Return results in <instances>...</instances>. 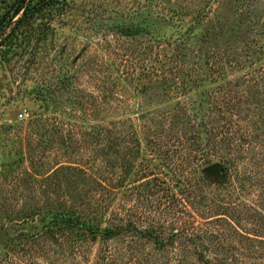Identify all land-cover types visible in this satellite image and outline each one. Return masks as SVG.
Segmentation results:
<instances>
[{
    "label": "rangeland",
    "instance_id": "obj_1",
    "mask_svg": "<svg viewBox=\"0 0 264 264\" xmlns=\"http://www.w3.org/2000/svg\"><path fill=\"white\" fill-rule=\"evenodd\" d=\"M16 1L0 0V19L14 11ZM55 3L52 11L16 29L14 43L0 52V264L6 254L8 264H70L69 248L40 246V238L30 235L41 232L55 212L72 209L92 211L103 227L137 228L104 246L91 243L84 253L88 264L107 245L151 264L153 256L164 253L153 250V241L139 232L161 228L157 232L167 237L180 230L185 206L193 208L186 201L188 186L198 197L213 188L191 178L211 164L185 150L194 130H182L180 113L214 110L232 85L263 71L261 54L242 69L225 65V74L210 62L219 50L241 49L238 38L244 35L252 41L251 51L264 48V0ZM23 109L30 113L27 121L18 119ZM194 128L207 144L208 127ZM115 134L119 139L108 147L106 136ZM171 159L189 166L174 173ZM259 194L253 199L260 200ZM198 202L203 209L205 202ZM224 223L211 226L221 230L224 247L217 254L236 257L241 247L232 252L227 241L245 243L244 231L257 233L249 219L238 233ZM174 255L183 256L179 250Z\"/></svg>",
    "mask_w": 264,
    "mask_h": 264
},
{
    "label": "trees",
    "instance_id": "obj_2",
    "mask_svg": "<svg viewBox=\"0 0 264 264\" xmlns=\"http://www.w3.org/2000/svg\"><path fill=\"white\" fill-rule=\"evenodd\" d=\"M56 1L17 0L13 5L14 11L5 13L0 19V52L6 45L11 46L14 43L16 29L29 25L30 20L37 14L45 10L52 11ZM19 14H21L20 17H18ZM250 24L255 23L250 22ZM237 28V32L241 30L239 26ZM247 37L244 35L238 38L239 44H243L241 49L227 52L219 50L212 53L213 62L210 64L216 66L223 74L227 71L225 65L238 69L248 67L253 63L255 55H264V48L259 52L251 51L248 44L252 41ZM204 56L210 58L208 53ZM224 60L226 62H223ZM247 76L248 78H241L237 85H232L231 90H227L225 95L218 100V104L214 105V110L204 111L202 108L200 115H193L186 110L180 113L182 130L186 128L194 130L191 132L193 135L188 136L189 146L185 150L193 153V158L196 160L204 159L206 164L219 161L224 165V177L221 180L215 181L202 171L191 178L198 183V177L199 181L210 182L211 187L222 188V190L217 192L216 188H211L205 195L198 197L194 192L196 189L192 185L188 186L186 190L188 200L186 201L193 208L188 206L189 204L185 206L186 220L182 223L183 227L180 230L172 229L167 237L157 232L161 228H150L139 232L141 236H147L153 241V250L157 253H164L163 256H153L150 259L151 264H264V236L260 235V232L264 231V69L261 73L246 74ZM206 113H211L209 123L204 121ZM174 115L178 117L179 112H175ZM196 119L200 120V123H197ZM195 126L200 129L208 127L209 131L206 132L210 138L207 144H203V139L201 141V137L197 136ZM214 127L218 130L213 131ZM118 139L116 134L106 136L107 146H113ZM171 162L174 173L177 169L189 166L186 160L171 159ZM254 192L260 193V200L253 199ZM243 194L249 197L247 201H243ZM199 198L205 202L203 209H201L202 204L198 202ZM194 209L200 213L205 211L206 216L209 217H202ZM90 212L78 209L57 211L51 215L41 232L30 235V237L34 236L38 240L40 238V246H58L62 251L69 248L72 252L70 264H88L84 253L91 243L95 245L99 240L104 246L126 232H137V228L131 224L111 222L112 224L103 227L93 219L94 216L90 215ZM199 219H205L206 222L199 223ZM248 219L250 224H246L258 235L244 231L247 243L238 241L233 244L231 240L227 241L229 245L227 249L232 252L238 250L237 245L241 247V252H237L239 255L232 256V258L220 254L218 256L219 249H223L220 247H224L220 242L221 230L217 231L218 228L211 226L216 225L215 222L223 221L229 230L238 233L241 222H246ZM223 234L226 236L225 233ZM63 239H66L67 244L63 242ZM178 241L180 247H177ZM14 247L20 248L21 245ZM178 250L183 256L174 255V252ZM212 252V256L207 255ZM8 257L9 255L6 254L4 258ZM1 259L3 264L11 263L9 260ZM260 260H262L261 263ZM10 261H13V264H23L19 261ZM145 261L147 262L145 259L134 260L126 255L124 249L123 251L121 249L111 250L107 245L104 252L97 256L94 264H141Z\"/></svg>",
    "mask_w": 264,
    "mask_h": 264
},
{
    "label": "water",
    "instance_id": "obj_3",
    "mask_svg": "<svg viewBox=\"0 0 264 264\" xmlns=\"http://www.w3.org/2000/svg\"><path fill=\"white\" fill-rule=\"evenodd\" d=\"M204 173L212 177L215 181L221 180L224 177L223 165L221 163H214L204 169Z\"/></svg>",
    "mask_w": 264,
    "mask_h": 264
},
{
    "label": "built area",
    "instance_id": "obj_4",
    "mask_svg": "<svg viewBox=\"0 0 264 264\" xmlns=\"http://www.w3.org/2000/svg\"><path fill=\"white\" fill-rule=\"evenodd\" d=\"M30 118V113L27 109H23L22 111L19 112L18 114V119L27 121Z\"/></svg>",
    "mask_w": 264,
    "mask_h": 264
}]
</instances>
